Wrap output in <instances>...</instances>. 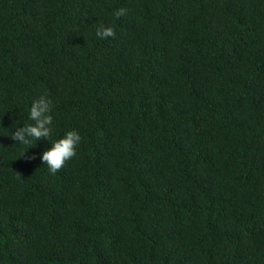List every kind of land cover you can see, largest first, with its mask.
I'll list each match as a JSON object with an SVG mask.
<instances>
[{
    "label": "trees",
    "instance_id": "16d2710c",
    "mask_svg": "<svg viewBox=\"0 0 264 264\" xmlns=\"http://www.w3.org/2000/svg\"><path fill=\"white\" fill-rule=\"evenodd\" d=\"M41 95L83 139L0 134V264H264V0H0V131Z\"/></svg>",
    "mask_w": 264,
    "mask_h": 264
},
{
    "label": "clouds",
    "instance_id": "9594fccd",
    "mask_svg": "<svg viewBox=\"0 0 264 264\" xmlns=\"http://www.w3.org/2000/svg\"><path fill=\"white\" fill-rule=\"evenodd\" d=\"M124 12L123 8H119L116 10L115 15L120 17ZM95 35L100 39H106L114 36L115 31L111 25L98 24L95 29ZM52 107L53 100L46 95L33 99L28 109V119L31 122L16 123L18 121L16 120L14 121V131L6 128L8 132L0 131V134L8 135L13 141L18 142L14 145L28 146L27 149L36 146L37 142L42 138L50 140L51 146L42 152L40 159L44 165L48 166V170L55 174L66 161L77 155L83 137L78 129L71 128L65 131L58 139L51 140L54 119ZM30 159H35V155L30 157Z\"/></svg>",
    "mask_w": 264,
    "mask_h": 264
}]
</instances>
